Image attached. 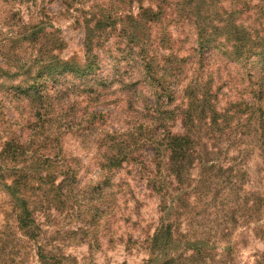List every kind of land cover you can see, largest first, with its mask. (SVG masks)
<instances>
[{"label": "trees", "instance_id": "16d2710c", "mask_svg": "<svg viewBox=\"0 0 264 264\" xmlns=\"http://www.w3.org/2000/svg\"><path fill=\"white\" fill-rule=\"evenodd\" d=\"M36 1L2 0V3L37 9ZM61 1L66 10H70L73 5H83L89 0ZM252 1L231 0L229 8L223 6L226 0H109L105 5L95 3L88 12L92 13L91 18L82 23L85 53L82 63L72 58L62 60L58 56L64 49V41L57 30H47L46 23L41 20L32 22L33 17L39 16V10L31 9L27 23L19 10L10 11L3 20L0 19V102L3 98H13L19 104H26L30 120H36L35 126L42 130L50 122L52 101L59 100L66 77L79 82L78 86L71 85L70 91L89 93L87 87L91 81L88 78L97 69L94 51L102 46V39L107 40L108 35L115 33L118 24L117 37L136 48L144 65V80L155 89L142 103L148 121L140 124L139 130L145 132L142 143H148L153 152V169L143 168L148 174L146 186L158 197L162 215L153 235L145 241L148 259L143 264L225 263L221 259L216 262L212 257L214 243L208 246L192 241L179 233L178 228L183 218L192 220L187 211L200 209V204L205 206V211L213 206L223 212L231 194H234L235 203L234 208L229 207L227 219L236 223L242 217L245 224L253 226L255 236L264 234V198L258 192L245 191L238 182L244 175L234 168L240 165L241 159L235 157L232 159L234 164L224 167L217 159L221 154V143L231 136L234 117L239 120L246 116L242 120L245 126L239 124L235 129L251 128L256 139L254 145L264 152V107L257 103L264 94V74L261 77L247 75L249 102L230 103L220 110L212 90L213 78L205 76L202 69L203 53L220 41L223 42L221 46L228 47L229 59L234 63L246 66L250 59L264 57V26L258 31L253 24L264 18V0H256L254 4ZM133 4L138 6L135 16L128 12ZM174 16L187 21L192 28L197 43L193 52H197L200 59L196 60V75L181 91L180 104L169 108L175 101L176 94L170 87L176 80L167 82L165 77L180 78L185 60L170 55L166 64L174 61L175 68L163 67L162 74L157 76L159 69L154 67V60L149 56V43L151 28L162 26ZM158 40L162 45H170L166 47L172 50L173 39L164 30ZM99 83L104 84V81ZM256 85L258 88L254 90ZM86 98L89 100V96ZM161 99H165V103ZM176 118L180 119L182 134L171 132ZM117 136L113 134L99 140L102 142L99 148H105L100 164L102 169L113 170L124 162L133 161L131 144L118 141ZM3 137L0 142V264H27L31 250H34L37 264H73L71 258L59 251L46 250L38 244L42 229L36 217L56 205L63 186L74 184L76 168L54 153L52 147L43 150L47 145L45 139L39 142L36 137L12 136L0 124V139ZM47 150L49 152H45ZM194 169L197 170L196 177L192 178L190 174ZM227 173L228 176L222 178ZM213 189L215 196L210 194ZM208 196L211 200L205 201ZM231 255V248L223 254L228 259ZM254 264H264V251L256 256Z\"/></svg>", "mask_w": 264, "mask_h": 264}, {"label": "rangeland", "instance_id": "374dc122", "mask_svg": "<svg viewBox=\"0 0 264 264\" xmlns=\"http://www.w3.org/2000/svg\"><path fill=\"white\" fill-rule=\"evenodd\" d=\"M256 2L253 0L252 4ZM95 3L105 5L109 0H89L83 5H73L70 10H66L61 0H37V9L15 3L4 4L0 0V19L3 20L10 11L19 10L24 23H27L31 9L39 10V16L33 17L32 22L41 20L46 23L47 30H57L64 41V49L58 52V56L62 60L72 58L82 63L85 57L82 23L91 18L92 13L88 12ZM230 3L231 0H226L223 6L229 8ZM128 10L135 16L138 6L133 4ZM254 18L256 20V16ZM259 20L253 23L258 31L264 26V18ZM119 29L118 24L115 33L108 35L107 40L102 39V46L94 51L97 69L88 78L91 81L87 87L89 93L83 95L76 90L70 91V86H78L79 82L66 77L59 100L52 101L51 119L49 124H45V130L35 126L36 120H30L26 104H19L13 98H3L0 102V124L7 132L23 139L36 137L39 142L45 139L47 145L43 150L52 147L54 153L64 157L67 164L77 170L74 184L63 186L62 196L57 198L56 205L36 217L42 229L38 244L46 250L59 251L71 258L73 264H143L148 259L145 241L153 235L162 216L158 197L146 186L148 174L143 169H153V152L148 143H142L145 132L139 130L140 124L148 121L142 103L153 95L155 89L148 80H144V65L136 48L117 37ZM162 30L173 39L172 50L166 47L170 45L159 43ZM149 44V56L154 60V67L159 69L155 70L157 76L162 74L163 67L170 65L175 68L174 61L166 64L170 55L175 54L178 60H185L180 78L165 77L167 82L176 80L170 87L176 94L169 107L173 108L180 104L181 91L187 81L197 73L195 66L199 55L193 52L197 49L196 38L187 21L174 16L164 21L162 26L151 28ZM221 44L222 41L216 42L203 53L202 66L204 75L213 78L212 90L216 93L220 110L230 103L249 102L247 75L261 77L264 74V57L252 58L246 66L240 65L229 59L228 47ZM100 80L104 84H100ZM256 88L258 85L254 90ZM161 102L165 103V99ZM257 103L264 107V94ZM242 118L234 117L231 136L221 143V154L217 159L223 167L234 164L232 159L235 157L241 159L240 165L234 168L244 175L238 182L242 183L245 191L258 192L264 198V152L254 145L256 139L251 128L235 129L245 123L242 120L246 116ZM171 132L182 134L179 118L173 123ZM113 134L118 135V141L131 144L133 161L124 162L113 170L102 169L100 164L103 163L105 148H99L102 144L99 140ZM196 171L192 170L190 177H196ZM227 176L228 173L222 178ZM213 190L210 194L215 196ZM204 200H211V196ZM228 202L223 212L213 206L205 211L203 204L196 211L188 210V218L192 220L183 218L178 231L192 241L208 246L214 243L212 257L216 262L221 259L225 262L223 264H254L256 256L264 251V234L255 236L253 226L245 224L242 217L231 223L227 218L230 217L229 207L234 208V194L228 197ZM228 248L232 249L229 259L223 256ZM26 249L29 251L31 248L28 246ZM27 264H37L34 250L30 251Z\"/></svg>", "mask_w": 264, "mask_h": 264}]
</instances>
